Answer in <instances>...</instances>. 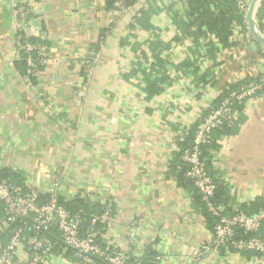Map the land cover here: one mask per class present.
Masks as SVG:
<instances>
[{"label":"crops","instance_id":"crops-1","mask_svg":"<svg viewBox=\"0 0 264 264\" xmlns=\"http://www.w3.org/2000/svg\"><path fill=\"white\" fill-rule=\"evenodd\" d=\"M16 1L0 0V168L41 193L59 184L61 201L80 198L94 214L111 206L99 240L133 260L264 264L256 252H203L211 225L193 184L181 181L178 156L209 108L236 88L230 83L264 68L248 20L221 48L193 23L188 0H132L125 10L107 0H22L34 38L49 49L32 81L17 66ZM252 18L264 38V0ZM95 46L79 99L82 58ZM205 157L231 212L264 201V90L214 133ZM75 262L67 254L50 264Z\"/></svg>","mask_w":264,"mask_h":264},{"label":"built area","instance_id":"built-area-1","mask_svg":"<svg viewBox=\"0 0 264 264\" xmlns=\"http://www.w3.org/2000/svg\"><path fill=\"white\" fill-rule=\"evenodd\" d=\"M233 1L244 22L243 25L233 24L231 41L241 35L247 26V14L254 0ZM130 2L132 0H114V9L125 10ZM25 4L17 0L14 5L17 24L20 26L16 51L19 57L25 54L28 76L35 77L39 72L37 63L43 66L48 62L49 49L42 43L30 40L35 34L29 26L31 12ZM211 38L212 42L223 48L217 38ZM34 52L37 59L33 56ZM98 52L95 46L82 58L79 99L86 95ZM236 83L242 82H231L236 88L230 89L220 104L211 106L206 116L199 120L192 146L182 153L180 160L187 166L185 177L193 184L207 212L215 219L210 240L203 246V252L212 249L220 253L264 254V238L260 236L264 226V207L253 216H248L241 208L228 214L226 206L215 201L217 182L210 175L204 157V149L214 142V133L233 124L237 108L264 90V68L247 83L240 86ZM58 187L59 184H56V189L41 193L0 182V264H50L54 258L67 254L77 264H96L97 260L103 264H145L142 259L133 260L129 255L111 250L99 242L100 230L97 227L111 225V206H107L101 214L92 215L89 226L85 228L83 213L72 214L59 202ZM239 232L244 236H253L239 237ZM130 235L133 238L135 233ZM196 255L201 256L202 252L197 251Z\"/></svg>","mask_w":264,"mask_h":264},{"label":"trees","instance_id":"trees-1","mask_svg":"<svg viewBox=\"0 0 264 264\" xmlns=\"http://www.w3.org/2000/svg\"><path fill=\"white\" fill-rule=\"evenodd\" d=\"M131 3V2H130ZM129 3V4H130ZM189 7H190V17L193 21L194 24L198 25V30L201 32H205L204 29H206V32H208V35L211 37L217 38L219 41V44L222 47H231L234 45L233 42H231V36H232V26L233 24H241L243 25L244 19L242 16H240L236 10V5L233 0H188ZM108 5L110 8H114V0H108ZM199 32V34H200ZM33 43H37L35 38L30 39ZM39 43V42H38ZM213 44V43H211ZM34 58L37 59V54L34 52L33 53ZM26 56L25 54H21V59L17 61V66L21 70L22 75L28 76V71L29 67L27 66L26 62ZM38 70L42 68V66L37 63ZM32 81L34 80V76H29ZM225 128V127H224ZM224 128L221 130H217L216 132L222 131ZM195 134V133H194ZM194 137L190 139L189 142H186L184 145L185 149H188L192 146ZM214 143V142H213ZM213 145V144H212ZM212 145L206 147L204 149V157L206 156V150L207 148H210ZM184 149V151H185ZM183 151V152H184ZM182 152V153H183ZM182 153L178 154L179 158H181ZM206 158V157H205ZM207 159V158H206ZM208 164V161H207ZM179 166L182 167V172H181V181H188L190 182L186 177H185V171L187 170V166H185L183 163L179 164ZM209 171V170H208ZM5 181L10 185L13 186H20L25 188L24 184V179L21 177V174L18 172H13L9 169H1L0 168V182ZM217 182V181H216ZM191 183V182H190ZM197 192V191H196ZM223 195V189L218 185L217 182V191H216V196H215V201L217 203H221L224 206H226V211L227 213L231 212V209L228 208L226 205V202L222 199ZM197 198L198 201L201 203V197L197 193ZM59 199V198H58ZM59 202L67 209L69 210L72 214L82 212L83 217L85 218V223L84 227L87 228L90 224V217L92 215H95V212H92L90 206L85 203L82 199L77 198L71 202H63L59 199ZM203 211L205 216L207 217L210 225H211V230L214 227L215 219L211 216L210 213L207 212L206 208L204 207L203 203ZM264 207V201L263 200H258L255 201L249 205H244L241 207V210L247 214L248 216H253L257 214L262 208ZM96 214H101V212L96 213ZM264 228V226H263ZM262 228V229H263ZM98 230H102V226L97 227ZM239 237H251L253 235L249 236H244L241 232L238 233ZM100 238V237H99ZM99 240V239H98ZM100 242V240H99ZM250 254V253H248ZM251 254H258L260 253H251ZM99 260L96 261V264L98 263Z\"/></svg>","mask_w":264,"mask_h":264},{"label":"water","instance_id":"water-1","mask_svg":"<svg viewBox=\"0 0 264 264\" xmlns=\"http://www.w3.org/2000/svg\"><path fill=\"white\" fill-rule=\"evenodd\" d=\"M257 1L258 0H254L253 1L252 5H251V7L249 9L248 15H247V20H248L250 32L253 35V37L255 38V41L258 42L259 44H262L264 46V38L261 37L260 35H258V33L256 31L255 22H254V20L252 18L254 5L257 3Z\"/></svg>","mask_w":264,"mask_h":264}]
</instances>
